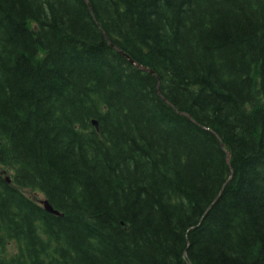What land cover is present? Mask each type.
Returning <instances> with one entry per match:
<instances>
[{"label": "trees", "instance_id": "1", "mask_svg": "<svg viewBox=\"0 0 264 264\" xmlns=\"http://www.w3.org/2000/svg\"><path fill=\"white\" fill-rule=\"evenodd\" d=\"M0 165V264H264V0H0Z\"/></svg>", "mask_w": 264, "mask_h": 264}, {"label": "water", "instance_id": "2", "mask_svg": "<svg viewBox=\"0 0 264 264\" xmlns=\"http://www.w3.org/2000/svg\"><path fill=\"white\" fill-rule=\"evenodd\" d=\"M88 2V0H86ZM106 36V35H105ZM107 42L121 55H123L133 66H135L136 68H138L139 70L145 71V72H149L151 74H155L153 70L149 69L148 67L143 66L142 64L138 63L137 61H135L133 58H131L127 53H125L124 51H122L120 48H118L117 46H115L114 44H112L110 42V40L107 38V36L105 37ZM158 85H160V81L158 83ZM186 115L189 119L192 120V118ZM93 125L97 127V121L93 120ZM224 147V145H222ZM227 161H230V155L227 153ZM41 203L43 204L44 208L46 211L53 213V214H60L57 210H55L47 200H42Z\"/></svg>", "mask_w": 264, "mask_h": 264}, {"label": "rangeland", "instance_id": "3", "mask_svg": "<svg viewBox=\"0 0 264 264\" xmlns=\"http://www.w3.org/2000/svg\"><path fill=\"white\" fill-rule=\"evenodd\" d=\"M0 172H4V168L0 165ZM25 193L33 198H37L39 200H42L44 199V196L42 194H35V193H32L31 191H28V190H25Z\"/></svg>", "mask_w": 264, "mask_h": 264}]
</instances>
